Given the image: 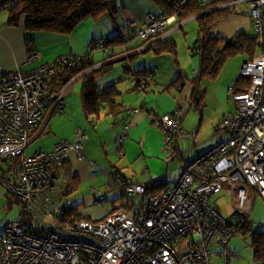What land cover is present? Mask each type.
<instances>
[{
  "label": "built area",
  "instance_id": "1",
  "mask_svg": "<svg viewBox=\"0 0 264 264\" xmlns=\"http://www.w3.org/2000/svg\"><path fill=\"white\" fill-rule=\"evenodd\" d=\"M237 1L249 5L259 51L241 68L240 74L250 80V86L233 96L236 111L226 114L219 125L227 140L204 155L186 159L177 179L164 191L152 193L147 185L117 179L124 199L116 201L115 211L100 222L65 217L74 203L65 199L62 169L72 151L83 159L82 141L61 140L53 151L26 155L46 126L48 110L51 108V116L64 110L61 95L52 98L49 108V77L80 58L41 63L32 50L22 68L3 73L0 197L5 199L3 209H18L20 218L0 232V264H212L214 246L224 247L225 264L237 260L227 246L247 217L237 211L238 215L226 219L212 207L211 200L225 187L234 192L238 210L245 208L249 190L264 199V0ZM188 2L175 1V12ZM16 5V0H0V13ZM174 21L166 13H148L138 37L152 39L148 46L155 44L166 38L165 29ZM107 41L102 38L99 45ZM157 73L158 69L150 68L146 78L131 79L142 91ZM139 111L128 109L132 114ZM155 124L163 148L172 153L186 135L179 111L159 116ZM78 134L86 138L83 130ZM190 136L196 138L197 130ZM96 198L98 205L108 203L103 193ZM52 219L57 228L48 221Z\"/></svg>",
  "mask_w": 264,
  "mask_h": 264
},
{
  "label": "crops",
  "instance_id": "2",
  "mask_svg": "<svg viewBox=\"0 0 264 264\" xmlns=\"http://www.w3.org/2000/svg\"><path fill=\"white\" fill-rule=\"evenodd\" d=\"M139 1L142 0H119L120 13L119 17L116 16L117 19L106 17L99 21L85 20L70 34L28 31L24 18L19 26H13L8 23L9 16L7 12L0 13V79L4 72H16L22 68L26 63L29 52L32 50L37 53L41 63H52L63 57L81 58L92 54V58L96 63L104 65L111 48H108V53H106L102 49H98L99 45L97 46V44L100 43L102 38L120 36L122 31L126 35L124 38L127 40V44L124 46V53L121 57L124 58L122 59L124 61L129 59L124 67H129L133 72L149 68L159 70V73L148 84L147 90L138 93L133 89L129 76L125 73V68L123 70L124 77H122L120 66L115 67L116 62L114 61L121 57L109 60L107 63L114 64V67L104 76L103 86L122 81L118 85L120 95L117 97L118 103L123 106L122 110L116 114L108 115V111L104 109L99 119L87 118L83 113L80 97V99L77 98L78 106L73 107V105L65 102L63 113L59 114L64 116L58 118V122L52 120L49 124L51 118L46 121V125H50L49 133L55 137L56 144L61 139L72 143L79 140L84 144L83 149L80 151L83 159L79 158L78 152L72 151L69 160L65 164L64 177L68 174L79 181L77 191L71 195H67V192H65V199L72 202H75L73 200L76 199L75 204L80 207L90 204L89 207H93L94 210L87 212L85 210L84 212L93 222L106 219L115 210V202L124 199H122L123 192L118 187L117 179L151 187L155 185V182L161 181L169 187L179 176L181 161L176 159L177 155L173 152L171 153L163 148V137L155 124L159 116L179 111V116L186 130V137H189L196 130L198 136L204 129L203 119L198 127L195 122L190 120L195 118V116H191V112L198 113L188 103L193 89L192 80L184 79L183 76L176 77L178 70L182 69V67H179L178 70L175 68L179 61L182 64L180 54L176 57L177 63H175L174 56L164 54L167 57L162 60L161 65L164 68L166 64L170 65V72L167 71L165 77L158 80L161 70L156 64L158 62L156 57L164 55H156L149 51L145 52L149 46H144V41L137 37L146 15L157 10L150 1L143 0L142 2L149 9L140 7L138 5ZM232 2L233 4H231ZM232 2L227 4L231 6L241 4L237 0ZM120 17L123 20H120ZM193 19L195 20V18ZM122 21L127 24L124 25ZM184 25H177L172 28L167 35V39H170V34L177 33L178 29L184 30ZM188 35L189 33H185L187 46H189ZM30 44H32V48ZM99 50L101 54L95 56V52ZM189 52L195 54L194 50L189 49ZM141 55L144 56L143 58L148 56L150 62H140ZM241 57L242 61L240 60V62L236 61L231 64L227 62L220 77L214 81L216 86L213 87V90L209 92L206 89V102L201 114L208 106L210 94L211 97L215 96L216 98L221 89L224 90V94L226 90L229 94L230 88L240 79L241 64L243 65L248 60L246 56ZM235 65L238 68L236 72H233ZM195 72L197 74L198 69ZM180 77L181 79H179ZM222 101L224 107L220 121L226 114L236 111V103L234 110L231 111L228 104L225 106V100L222 99ZM133 108H139L140 111L136 114L127 111V109ZM48 111H51V108ZM220 121L219 123H221ZM63 124H66L67 129H64ZM214 124L211 123L210 118L206 127L209 128ZM218 124L215 127V132L221 133L222 131L217 129L220 125ZM78 128H83L79 130L85 132L86 138L78 134ZM224 133L217 140L216 145L227 140L228 135L226 132ZM179 140L177 143L179 150L183 146L188 151V143L180 144L181 141ZM184 156L189 158L185 154ZM66 184L67 188V181ZM97 193L106 195L108 199L106 205L96 204Z\"/></svg>",
  "mask_w": 264,
  "mask_h": 264
},
{
  "label": "trees",
  "instance_id": "3",
  "mask_svg": "<svg viewBox=\"0 0 264 264\" xmlns=\"http://www.w3.org/2000/svg\"><path fill=\"white\" fill-rule=\"evenodd\" d=\"M147 1H150L157 10L156 12L150 13H166L169 17H175V21L170 23L165 29L167 35L172 28L193 18H195L198 24V40L193 50L194 53L199 56V68L196 77L192 80L193 89L189 96L188 103L195 111L202 113L206 102V92L202 91V83L204 81H216L222 74L225 64L232 58L246 56L248 60L253 59L259 51L258 38H252L244 32L239 33L231 39L213 37L210 35L211 30L215 27L217 22L231 14V5L227 3L234 0H216L208 4H204L202 0H189L185 5L178 7V13L175 12L176 6L174 5L177 0ZM16 4L15 8L6 11L9 16V25L19 26L22 19L25 17L26 29L34 32L70 34L85 20L99 21L106 17L115 18L120 13L119 0H16ZM107 40V43L104 45H99L98 43L97 46L99 45V47L96 46L106 53H108L106 49L111 48V52L108 53L109 56L105 59L104 65L96 63L92 58V54L90 57L86 55L81 57L76 63L60 68L49 77V108L53 106L52 98L54 96L62 94V100L68 90L74 87L77 82H80L81 106L87 118L99 119L104 109L108 111V115L116 114L118 111L122 110V104L117 101V97L120 95L118 92V85L122 81L100 86L99 79L104 77L114 67V64L107 62L122 56L127 40L122 36L107 38ZM151 42L152 39L144 41V46H148ZM147 51L156 55L168 54L174 56L175 63L178 61L176 58L179 54L178 44L174 39H167V36L155 44L152 43L145 52ZM149 69L133 72L126 66L125 73L128 74L129 81L136 92H145L148 84L159 73L158 70V73L152 80L146 83L145 89L140 91L133 79L139 81L140 79L146 78ZM131 77L133 79H131ZM77 78L79 79L76 80ZM179 79H181V77ZM249 86L250 80L240 77L229 90L232 95V100L234 95L243 93ZM46 126L43 131L46 129ZM173 154L177 155L176 159L181 161V168L183 162L186 159H190L185 158L184 152L179 150L177 145L174 147ZM64 167L65 165L63 166L62 174H64ZM64 180L68 182L66 188L67 195H71L77 191L79 186L77 178L66 174ZM166 185L167 184L161 181H157L152 187L147 186L149 187L148 191L154 193L157 191H164L168 188V185ZM122 198L124 197L122 196ZM79 208V205L74 204V206L65 213V217L78 221L90 220L88 216L80 214ZM236 214L238 215V213H235V215ZM247 224L248 220L242 224L240 231L243 233L249 232ZM251 234V244L255 251V258L259 261V264H264V233Z\"/></svg>",
  "mask_w": 264,
  "mask_h": 264
},
{
  "label": "rangeland",
  "instance_id": "4",
  "mask_svg": "<svg viewBox=\"0 0 264 264\" xmlns=\"http://www.w3.org/2000/svg\"><path fill=\"white\" fill-rule=\"evenodd\" d=\"M211 1H216V0H202L204 4H208ZM142 2L143 0L139 1L138 5H140V7H144V8L146 7L147 9H149ZM231 4H233V2ZM133 7L134 5L132 6V9ZM230 9H231V14L228 17H225L220 21H218L215 27L211 30L210 35L213 37L231 39L236 35H238L239 33L244 32L246 33V35L252 38L256 37V32L253 29V20L251 17V11L249 9V5L239 4V5L231 6ZM118 17L113 19H117ZM120 20H123L122 17H120ZM122 22L124 25L127 24L125 21ZM183 24H185L184 30L178 29L179 31L177 33L170 34L169 36L170 39H174L177 41L179 46V54L183 64L182 65L179 61V64L176 65L175 68L177 70L179 67H182L181 70L180 69L178 70V75H176V77L183 76L184 79L188 78L189 80H193L197 75L195 71L199 67V56L197 54L190 53L189 49L190 50L195 49L194 46L196 41L198 40V24L194 19ZM185 33H189L187 38V40H189V46L186 45L185 39L187 36L185 37ZM120 36L125 37L126 35H124V32L122 31ZM95 53H96L95 56H97V54L98 55L101 54V51L99 50ZM143 57L144 56L141 55L142 59L140 62L142 63L150 62L148 56L145 58ZM166 57H167L166 55L156 57L158 61L156 64L161 70V74L159 75L158 80L164 78L167 71L170 72V65L168 66V64H166L165 68L167 70L161 65L162 60H165L164 58ZM187 58H188V62H187ZM240 60L242 61L241 56L229 60L228 63L231 64L236 61L240 62ZM127 61H129V59L115 63L116 64L115 67L120 66L122 70V77H124V73H123V70L125 68L124 64L128 63ZM237 68L238 67L235 65L232 71L236 72ZM103 79L104 77H101L99 79L100 86L104 85ZM214 86H216L214 81H204L201 85V88L202 91L204 92L206 91V89H208L210 92L213 90ZM80 89H81V83L79 82L70 90H68V92L64 95L62 99V103L65 104L66 102L68 104L73 105V107L78 106L77 98L80 99V95H79ZM222 99L225 100V106L228 104L230 110L233 111L235 107V102L232 100L231 93L229 92L228 94L226 90V93L224 94V90L221 89L219 90V93L216 95V98L215 96L211 97V94L209 95L208 106L205 108L203 114H201V112H198L197 114L191 112V116H195V118L190 119L191 122H195L196 123L195 125L198 127L199 123L203 119L204 129L203 132H201L198 136H196V138H193L189 135V137L185 136L179 140L181 141L180 144H183L184 142L188 143L189 146L188 151L187 149H184L183 146L180 149L182 152H184L186 157L194 158L196 156L199 155L201 156L208 153L216 145L217 140L225 134L223 131L221 133L215 132V127L219 123L220 118L223 115L221 114L222 109L224 107V102L222 101ZM50 112L51 111L46 113V119H45L46 122L48 121L49 118H51L49 124H51L52 120L53 122L55 121L58 122V118L64 116V115L60 116L56 112L53 114V116L50 117ZM210 118H211V123H215V124L208 128L206 127V125L210 121ZM63 126L65 127L64 129H67L66 124H63ZM49 128L50 125L47 126L46 129L41 133V135L37 139H34L33 142L29 145V147L26 150L27 156L38 152L53 151L56 145V140L55 137L49 133L50 131ZM79 129H83V128H78L77 130ZM1 193H6V189L1 188ZM73 201L77 202L76 199ZM211 201H212V207L215 208L217 211H219L226 219H232L237 211H239L241 214L245 215L248 218L247 227L249 229V232L243 233L242 231H240L228 244L229 251L237 256V260L230 261L229 264H259V261L255 258V251L251 244L252 241L251 233H264V199L262 198V196L253 190H249L247 194L245 208L243 210H238L234 206V192L232 190H229L227 187H225L223 191L216 193L212 197ZM75 202L73 203L75 204ZM4 203H5V199L3 197H0V232L4 230V228L9 222L18 220L20 218V212L18 209H14L10 212H6L3 209ZM89 205L90 204H86V206L82 205L79 208L81 215L85 216V212H84L85 210L86 212L89 210H94V208L89 207ZM48 221H50L54 227L56 228L58 227L57 221L53 219ZM212 250L215 253V255L212 257V264H225V260L221 256V253L225 250L224 247L214 246L212 247Z\"/></svg>",
  "mask_w": 264,
  "mask_h": 264
},
{
  "label": "water",
  "instance_id": "5",
  "mask_svg": "<svg viewBox=\"0 0 264 264\" xmlns=\"http://www.w3.org/2000/svg\"><path fill=\"white\" fill-rule=\"evenodd\" d=\"M122 59H124L123 57H121V58H119V59H117L115 62H119V61H121ZM80 78V77H79ZM79 78H77L76 80H78ZM72 83H74V82H72ZM71 86V85H70ZM37 139V138H36Z\"/></svg>",
  "mask_w": 264,
  "mask_h": 264
},
{
  "label": "clouds",
  "instance_id": "6",
  "mask_svg": "<svg viewBox=\"0 0 264 264\" xmlns=\"http://www.w3.org/2000/svg\"><path fill=\"white\" fill-rule=\"evenodd\" d=\"M222 7H223V6H222ZM240 75H241V74H240ZM241 77H242V76H241ZM243 78H244V77H243ZM247 79H248V78H247ZM233 101H234V100H233ZM247 219H248V218H247ZM247 219H246V221H247ZM246 221H245V222H246Z\"/></svg>",
  "mask_w": 264,
  "mask_h": 264
}]
</instances>
